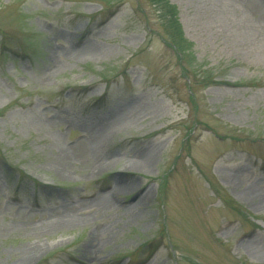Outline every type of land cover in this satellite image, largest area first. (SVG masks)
<instances>
[{
	"label": "rangeland",
	"instance_id": "rangeland-1",
	"mask_svg": "<svg viewBox=\"0 0 264 264\" xmlns=\"http://www.w3.org/2000/svg\"><path fill=\"white\" fill-rule=\"evenodd\" d=\"M167 1L196 78L148 0H0V264H264V0Z\"/></svg>",
	"mask_w": 264,
	"mask_h": 264
},
{
	"label": "trees",
	"instance_id": "trees-1",
	"mask_svg": "<svg viewBox=\"0 0 264 264\" xmlns=\"http://www.w3.org/2000/svg\"><path fill=\"white\" fill-rule=\"evenodd\" d=\"M149 5L153 8L154 14L156 15V21L158 24V34L162 41V43L165 44L169 49H171L178 58L181 73L183 76L188 77L190 73L194 78L197 77V75L187 68L183 63H185V60L190 57V49L192 44L188 42L183 37V32L181 30V26L178 22L177 17V9L174 5L170 4L167 0H148ZM189 78V77H188ZM205 82H208L209 84H221L225 82L220 81H214L212 78H204ZM190 82V83H189ZM187 87H188V98L193 100V89L191 87V81H189ZM238 85H243L247 87L256 86L257 84L254 81H249L245 83H240ZM213 133L214 130H212ZM216 134V133H215ZM233 139H238V137L232 136ZM4 168L12 169L11 166H6V164L3 163V161H0V171ZM4 175L7 176L9 180H14L13 177H9L7 175V172L4 173ZM16 184L21 183L24 181V179L15 180ZM30 186L32 188V197L31 200L33 203L40 199V190H41V184L38 182H35L34 180H29ZM25 188L24 186H22Z\"/></svg>",
	"mask_w": 264,
	"mask_h": 264
}]
</instances>
